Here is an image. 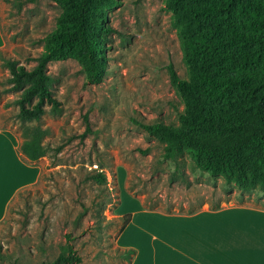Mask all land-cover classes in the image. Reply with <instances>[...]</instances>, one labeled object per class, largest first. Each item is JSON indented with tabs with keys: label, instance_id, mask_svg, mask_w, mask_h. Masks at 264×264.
Wrapping results in <instances>:
<instances>
[{
	"label": "rangeland",
	"instance_id": "rangeland-1",
	"mask_svg": "<svg viewBox=\"0 0 264 264\" xmlns=\"http://www.w3.org/2000/svg\"><path fill=\"white\" fill-rule=\"evenodd\" d=\"M186 8L172 0H106L100 5L110 27L102 81L87 82L74 59L49 64L52 91L63 111L26 125L47 130L42 144L50 149L34 163L40 170L37 182L11 200L0 222V264H46L67 243L79 264H127L130 255L118 245L126 214H134L138 223L148 210L190 214L215 205L264 206V198L242 196L236 188L224 193L222 177L213 185L208 176L194 175L187 147L176 159H165L166 143L138 125L180 126L182 116L202 137L212 133L170 81L172 71L192 85L200 72L183 46L197 31ZM59 13L52 1L18 10L13 0H0L1 57L33 67L27 58L39 54L38 40L54 28ZM92 21L99 23L97 17ZM8 76L0 59V126L21 144L24 125L12 103L18 93L4 91ZM205 105L212 116L238 110ZM96 172L105 175V183L90 179ZM131 239L127 234L121 243Z\"/></svg>",
	"mask_w": 264,
	"mask_h": 264
},
{
	"label": "trees",
	"instance_id": "trees-1",
	"mask_svg": "<svg viewBox=\"0 0 264 264\" xmlns=\"http://www.w3.org/2000/svg\"><path fill=\"white\" fill-rule=\"evenodd\" d=\"M40 1L45 0H13V4L21 10L27 3ZM46 1L54 2L60 13L54 28L38 40L39 54L27 58L34 62L33 67L27 69L16 60L2 58L0 50V59L9 74L6 79L9 86L4 91L18 93L12 101L17 107L15 118L24 125L18 150L28 163L46 156L50 147L42 144L47 130L26 125L39 123L47 114L59 116L63 111L52 91L49 64L74 59L87 82H101L105 73L104 48L110 33L100 9L106 0ZM172 3L176 6L186 3L187 14L197 26L183 46L189 61L200 72L192 85L172 71L170 81L192 104L202 128L212 133L202 137L192 122L182 116L180 126L161 121L138 125L149 136L166 143L165 159H176L183 147H187L194 161V175L208 176L213 185L217 177H222V190L226 194L236 188L242 196L263 199L264 0H172ZM96 17L98 24L92 21ZM206 101L220 103L225 108L235 106L238 110L227 117L222 112L212 116ZM85 132H89L88 124ZM90 179L98 184L106 181L102 172H96ZM125 217L120 232L129 223L131 214ZM124 253L130 255L134 250ZM79 263L80 257L67 243L46 264Z\"/></svg>",
	"mask_w": 264,
	"mask_h": 264
},
{
	"label": "crops",
	"instance_id": "crops-1",
	"mask_svg": "<svg viewBox=\"0 0 264 264\" xmlns=\"http://www.w3.org/2000/svg\"><path fill=\"white\" fill-rule=\"evenodd\" d=\"M3 46L0 30V50ZM19 145L17 137L0 126V222L13 197L34 185L40 173L21 157ZM140 214L138 223L131 214L118 237L121 249L134 250L127 264H264V206L229 204L190 214ZM127 234L132 239L121 243Z\"/></svg>",
	"mask_w": 264,
	"mask_h": 264
}]
</instances>
